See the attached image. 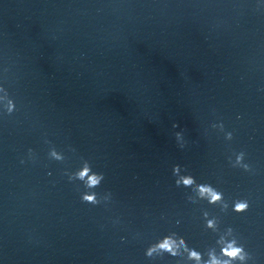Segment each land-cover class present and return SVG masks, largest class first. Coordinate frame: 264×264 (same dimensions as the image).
<instances>
[{"label": "clouds", "instance_id": "1", "mask_svg": "<svg viewBox=\"0 0 264 264\" xmlns=\"http://www.w3.org/2000/svg\"><path fill=\"white\" fill-rule=\"evenodd\" d=\"M0 105L3 107L5 115H11L17 111V105L13 98L10 97L8 90L0 85ZM213 128H219L224 131L223 123L212 124ZM178 127L173 124V128ZM175 139L181 149L185 146L183 131L175 132ZM233 138L232 132L225 133V139L231 140ZM47 142V141H46ZM69 151L75 149L69 147ZM29 157L34 158L32 149L28 150ZM49 158L58 162H63L65 156L62 152L57 151L55 147L49 150ZM245 152L240 151L235 153V160L229 157V162L233 168H241L245 172H251L250 164L245 162ZM24 163V160H21ZM173 176L176 177L175 185L177 187H184L191 189V194L187 196L188 201L197 203L199 201H207L210 205H218L222 211H227L229 203L225 200L224 193L208 182H198L195 176L188 173L186 167L180 164L173 165ZM64 175L68 177L69 182L79 181L83 184L85 191L81 193V202L93 206L102 203L107 204L112 199V193L106 192L104 194L94 191L98 188L105 176L102 172H96L89 160L81 158V165L75 171H64ZM250 203L248 199H235L232 201V211L237 214H242L248 211ZM205 221V228L218 233L215 244L209 246L206 250L201 251L194 246H189L186 239L175 231H171L166 235L157 238L145 249V256L150 260L162 259L165 254L173 258H179L177 264H248V261L253 257L248 252L243 243L240 242L238 235L232 227H228L221 231L219 218L210 216L208 211L203 212ZM119 221H114L118 223ZM179 223V221H177Z\"/></svg>", "mask_w": 264, "mask_h": 264}]
</instances>
